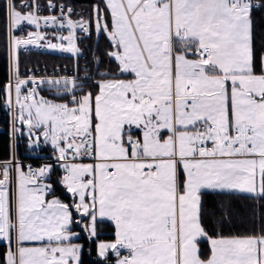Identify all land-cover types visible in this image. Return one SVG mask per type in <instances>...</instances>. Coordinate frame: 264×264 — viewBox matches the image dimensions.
Here are the masks:
<instances>
[{
  "label": "snow or ice",
  "instance_id": "1",
  "mask_svg": "<svg viewBox=\"0 0 264 264\" xmlns=\"http://www.w3.org/2000/svg\"><path fill=\"white\" fill-rule=\"evenodd\" d=\"M90 7L0 3V264H264V0ZM30 48L73 74L22 72Z\"/></svg>",
  "mask_w": 264,
  "mask_h": 264
},
{
  "label": "trees",
  "instance_id": "2",
  "mask_svg": "<svg viewBox=\"0 0 264 264\" xmlns=\"http://www.w3.org/2000/svg\"><path fill=\"white\" fill-rule=\"evenodd\" d=\"M66 3L72 4L78 7H84L87 9L88 17L91 11V5L95 3V0H61ZM0 3H3L0 1ZM85 50L89 56L92 55L93 52L96 51V46L99 45V51L102 53L105 50L106 41L102 38H97L93 35L89 39L84 40ZM62 63V60L59 57H53L47 54L42 53H30V54H21V69H29V68H41V67H48L51 65H59ZM6 75V62L4 56V47H3V40L0 37V80L4 79ZM44 96L49 97V95L45 93H41ZM3 111L0 110V159L7 158L9 156V144L10 141L8 140L7 136L4 133L3 127ZM25 149L23 146V142H21L18 148V158H26L25 156ZM43 154V153H42ZM243 224V228L241 227ZM236 226L238 230L243 231L244 228H251V224L249 221H237ZM106 235H111V233H106ZM91 259H95V257H91Z\"/></svg>",
  "mask_w": 264,
  "mask_h": 264
},
{
  "label": "built area",
  "instance_id": "3",
  "mask_svg": "<svg viewBox=\"0 0 264 264\" xmlns=\"http://www.w3.org/2000/svg\"><path fill=\"white\" fill-rule=\"evenodd\" d=\"M0 1L3 2V0H0ZM59 2L60 3H66V2L61 1V0H59ZM40 3L42 5H44L47 3V0H40ZM66 4H68L69 6H73L76 13H82L83 17L85 19L89 18L86 8L74 6V5L69 4V3H66ZM50 14H58V12H49L46 8H42L41 15H50ZM73 19H80V16L74 15ZM42 31H46L49 34V38L51 39L52 33L55 31V29H53V28H42ZM80 47L82 50H84V58H81L79 60V64H80L81 68H83L85 65L86 59L90 60L91 56H89L88 53L86 52V50H85L86 47L84 45V42L80 44ZM30 53L47 54V55H50L53 57H59L62 60V63L59 65H51L48 67H41V68H29L35 73V75L38 78H51L54 76L72 75L74 72L76 60H75V58H73L68 53L51 52L50 50L41 49V48H30L29 52H27V53H24L23 51L21 52V54H30ZM29 69H21V70H22V72H27ZM42 92L47 94V95H49V93H50L47 89V86L42 88L41 93ZM3 116H4V114H3ZM21 160L26 165L33 163L32 157L22 158Z\"/></svg>",
  "mask_w": 264,
  "mask_h": 264
},
{
  "label": "rangeland",
  "instance_id": "4",
  "mask_svg": "<svg viewBox=\"0 0 264 264\" xmlns=\"http://www.w3.org/2000/svg\"><path fill=\"white\" fill-rule=\"evenodd\" d=\"M53 95H54V93L50 92V93H49V97H48V98H50V99H51V98L53 97ZM46 97H47V96H46ZM25 156H27V154H26V153H25Z\"/></svg>",
  "mask_w": 264,
  "mask_h": 264
},
{
  "label": "crops",
  "instance_id": "5",
  "mask_svg": "<svg viewBox=\"0 0 264 264\" xmlns=\"http://www.w3.org/2000/svg\"><path fill=\"white\" fill-rule=\"evenodd\" d=\"M42 155H44V154H42Z\"/></svg>",
  "mask_w": 264,
  "mask_h": 264
}]
</instances>
